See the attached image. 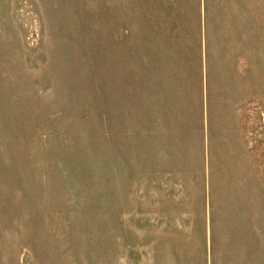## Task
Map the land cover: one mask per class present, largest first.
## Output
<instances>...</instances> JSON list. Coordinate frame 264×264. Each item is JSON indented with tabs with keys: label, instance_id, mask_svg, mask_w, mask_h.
<instances>
[{
	"label": "rangeland",
	"instance_id": "rangeland-1",
	"mask_svg": "<svg viewBox=\"0 0 264 264\" xmlns=\"http://www.w3.org/2000/svg\"><path fill=\"white\" fill-rule=\"evenodd\" d=\"M0 264H264V0H0Z\"/></svg>",
	"mask_w": 264,
	"mask_h": 264
}]
</instances>
